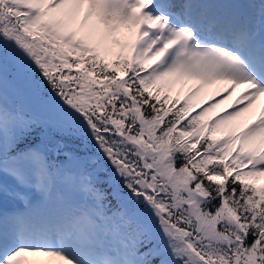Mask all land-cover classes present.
Masks as SVG:
<instances>
[{
	"label": "snow or ice",
	"instance_id": "snow-or-ice-1",
	"mask_svg": "<svg viewBox=\"0 0 264 264\" xmlns=\"http://www.w3.org/2000/svg\"><path fill=\"white\" fill-rule=\"evenodd\" d=\"M262 178L264 0H0V264H264Z\"/></svg>",
	"mask_w": 264,
	"mask_h": 264
},
{
	"label": "rangeland",
	"instance_id": "rangeland-1",
	"mask_svg": "<svg viewBox=\"0 0 264 264\" xmlns=\"http://www.w3.org/2000/svg\"><path fill=\"white\" fill-rule=\"evenodd\" d=\"M214 88V86H210V88L208 87V90H205V95L206 96H202L201 99L203 100V102L207 103L209 101L208 100V96L207 94L211 93ZM27 97V94H25L24 98ZM215 99H219V97H214ZM235 97L233 96V99ZM231 101H226L225 104L221 105L220 108H227L228 103H230ZM34 104L37 108H39L40 112L45 113V120L44 121H53L55 119L54 114L48 109V107L44 104V102L39 98V97H35L34 98ZM220 108L215 109L213 113H211L210 115L214 116L215 114L220 112ZM198 110V109H197ZM51 113V114H50ZM46 114H50V116L48 118H46ZM43 119V118H42ZM55 130V129H54ZM80 165V163H79ZM68 167V165H67ZM65 169V171L63 172V174L60 176V180H61V190L63 192V198L62 199H53L43 205H41V207L39 208V213L44 216V217H49V216H55L57 213H60L62 211L67 210V208L69 207V202L73 201L75 199H78L77 197H75L73 195L74 191H75V180L78 176V174L76 172H74L73 170L67 168ZM21 207V205L19 203H17L16 201L13 200H8L7 202H3L0 201V208H6L8 211H12L13 209H17ZM111 242L115 243L114 240H112Z\"/></svg>",
	"mask_w": 264,
	"mask_h": 264
},
{
	"label": "trees",
	"instance_id": "trees-1",
	"mask_svg": "<svg viewBox=\"0 0 264 264\" xmlns=\"http://www.w3.org/2000/svg\"><path fill=\"white\" fill-rule=\"evenodd\" d=\"M26 93L19 90H14L11 86L9 88V100L10 102H14L18 108L26 112L28 115L40 120H45V113L40 112L39 108H37L34 104V98L36 96L28 95L24 98ZM51 114V113H50ZM50 114H46V118L50 116ZM43 118V119H42ZM50 132L52 136L55 139H63L65 142L72 144V138L68 136H61V134L57 133L54 129H50ZM69 169L73 170L77 174L79 173L80 169L82 168V165L78 162H72L68 165ZM258 183H264V178H262Z\"/></svg>",
	"mask_w": 264,
	"mask_h": 264
},
{
	"label": "bare ground",
	"instance_id": "bare-ground-1",
	"mask_svg": "<svg viewBox=\"0 0 264 264\" xmlns=\"http://www.w3.org/2000/svg\"><path fill=\"white\" fill-rule=\"evenodd\" d=\"M212 87V86H211ZM210 88V87H209ZM207 90H208V88H207ZM213 90V89H212ZM209 94V93H208ZM204 96H206V95H204ZM217 98V97H216ZM208 101V100H207Z\"/></svg>",
	"mask_w": 264,
	"mask_h": 264
}]
</instances>
